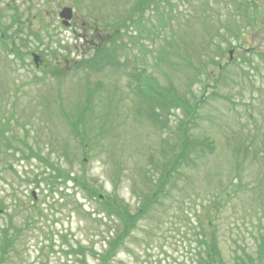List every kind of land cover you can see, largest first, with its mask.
I'll return each mask as SVG.
<instances>
[{"label":"rangeland","instance_id":"obj_1","mask_svg":"<svg viewBox=\"0 0 264 264\" xmlns=\"http://www.w3.org/2000/svg\"><path fill=\"white\" fill-rule=\"evenodd\" d=\"M168 1L151 0L146 6L142 0H0V58L6 60H0V120L3 126L2 120L9 119L6 137L10 142L7 146L0 140V254L4 228H9L14 240L3 264H79L81 260L66 253L70 244L87 249L85 264H98L89 250L99 257L113 230L101 224L93 213L98 203L74 185L73 175L85 169L93 185L115 193L108 171L114 162L124 160L127 168L129 163L128 153L106 143L110 134L119 142L139 141L140 149L128 159L132 165L133 161L140 166L145 163L150 146L151 155H161L160 133L150 128H154L151 121L143 124L146 114L141 119L136 115L134 76L141 74L172 96L186 99L188 105L198 103L189 133L197 139L209 138L216 148L208 162L200 164L201 175L207 165L211 176L201 182L199 174L192 181L184 180L183 174L181 180L173 179L167 187L170 196L157 206L149 222H141L114 264H198L196 235L200 226L209 231L208 218L217 229L225 264H246L248 255L260 264L258 253L264 251V55L261 59L257 53L264 51V13L256 30L242 28L239 31L245 34L239 37L235 34L241 24L238 0ZM206 1L214 9L211 20L205 9L202 15L195 11ZM138 4L144 5L143 17L134 10ZM64 7L73 8L70 28L58 16ZM260 7L264 8V0ZM3 43H9L14 55L6 56ZM98 45L105 50L125 45L127 49H118L117 57L106 56V70L101 74L88 75L75 68V61L94 63ZM233 47L236 63L219 75L213 62L225 64L229 56L221 59V54ZM22 49L41 55L44 68L36 69L28 52L24 54L28 58L17 59ZM248 58L252 62L244 63ZM120 60L126 66L114 67ZM56 66L59 73L50 70ZM100 83L97 98L104 102L92 106L96 112H112L105 123L109 131L106 140L96 142L86 156L80 139L70 131L74 117L66 114L86 105V90L80 95L84 84L94 89ZM166 100L173 103L171 98ZM158 108L164 116L165 106ZM188 120L183 108H172L169 126L161 132L165 148L168 143L177 146ZM144 127L148 130L141 133ZM40 153L46 162L38 159ZM54 165L71 169L72 181H65L63 175L58 182L66 184H55L50 190L43 174ZM128 171L117 194L136 211L138 195L146 185L137 177L133 186ZM53 175L49 173L48 180ZM222 192H228L229 198L221 197ZM215 200L220 206L208 214Z\"/></svg>","mask_w":264,"mask_h":264},{"label":"trees","instance_id":"obj_2","mask_svg":"<svg viewBox=\"0 0 264 264\" xmlns=\"http://www.w3.org/2000/svg\"><path fill=\"white\" fill-rule=\"evenodd\" d=\"M166 1L169 2L168 0ZM238 11V17L244 19L248 18L253 24H255L258 22L263 9L259 8L255 0H245L242 1ZM98 59V61H100L99 57ZM100 88V86H97L94 89H87L88 96L91 98L92 96L96 95V91ZM137 91H139L138 96L142 98V100H144L145 102H150V110L148 111L147 116L148 120L151 121L154 125V128L153 126H150V128L157 130V132L160 133L161 140L164 141L162 142V153L158 158H156L154 154H150V150L152 147L150 146L149 155L145 159V163L142 166H140L139 161H133V165L129 161L132 160L131 158L134 155H136V151L140 149V143L136 138L134 140H131V142H119V139L118 141H115L118 137L111 139L113 138L111 134L107 140L106 138H104V136L107 135L109 131V128L105 125V123L110 114L108 113L104 115L103 113H100V111L96 112V107L94 108L92 106V101H90L89 106L80 107L76 111V113H73L71 115L66 114L68 117H74L73 120L70 119L71 134H74L80 139L79 143L86 156H89L87 153L93 150L94 144H96V142L101 143L100 141L105 140L106 143L109 144V147L119 149V151L123 154L128 153L126 155V160L129 163L128 168L125 166L124 160H122L114 162L112 168L108 171L110 172L112 178H114L111 181L113 186L115 187V193L113 194H108L102 188H97L95 185H93L89 181L88 176H86L85 169L81 170V174L73 175V178L75 179V181H73L74 185L83 191L85 197H89L98 203L99 208H97V210H95L93 213H95L99 217L98 219L103 222L101 224H103L107 229L113 230V234L109 235V238L106 241V247L99 257L96 251H94L93 249L89 250L92 256L98 260V264H114L115 258L118 256L121 248L125 245L127 239H129L133 235L141 222H149L150 216L155 213L157 206H163V203H165L168 195L170 196V191L167 189V187L171 185L173 179L181 180L182 176L180 175L183 174L184 180L191 179L192 181L194 180V178H196V174H199V181L201 182L205 181V176H209L210 172H212L211 169H208L209 166L207 165L205 167L206 169H202L204 172L202 175L199 171L201 168L200 164L202 163V165H204L205 162H208L209 158L213 156L216 148V143L207 137H201V139H197L194 135L189 133L190 125L195 122L197 117V108L195 106L192 107L191 105H188L186 99L184 98L182 99L181 97L177 98L172 96L171 93H168V91H164L163 89L159 88L153 82L150 83L149 94L147 93V91L149 90L147 88L144 89V87H139ZM167 97L171 98L173 103H168L166 100ZM158 106H165L166 111L164 116L161 115V112H158ZM177 106H180L186 111V114L189 116V120L185 123L186 127H184L179 134V147H177L178 144L177 146L174 145L172 147L171 145H169V143L166 145V148L169 147L170 149L169 152L165 148V140L161 132L164 130V128L169 126V124L167 123V117L171 113L172 108H177ZM140 115H142V113ZM162 118H164L166 121H163ZM98 119H100V121L103 120L104 124L97 123ZM8 129V123L0 126V140H5L7 146H10V142L6 137ZM146 130H148V128L146 129L144 127L143 132L141 133H144V131ZM141 133L139 134L141 135ZM136 136L139 135L136 134ZM106 149L104 150V152H106ZM37 155L40 156L41 153ZM87 158L86 159L89 160V157ZM38 159L43 162L47 161L41 156L38 157ZM82 164L83 167H85V161H83ZM122 165L125 166L127 170L123 168ZM53 168L54 169H52L50 173H54V175L50 177V180H48L49 177L48 179L46 178V180L50 183V190L53 189V186L55 184H66L60 181L58 182L59 178L63 175H65L66 177L64 178L65 181H72L71 169L69 171H64L59 165H54ZM127 171L132 174L130 179L133 180V186L136 183L135 179H137V177H140L146 185V189L141 193V195H138L141 200L136 211H133L132 206H129L130 203L126 202L123 197L117 194V192L122 190L120 186L121 177L123 176V174H126ZM155 176L156 180L154 181L153 178ZM118 179L119 182L116 181ZM221 194V197H226V199L229 198L228 192H222ZM101 195L103 197H101ZM213 203V206H208V214L213 213L212 210L218 207V205L220 206V202L217 200H215ZM86 213L90 214L92 212ZM104 219H106L107 221L104 222ZM196 219L197 222L200 221L199 213L196 214ZM208 219L210 222V218ZM209 222L208 225L210 226L205 225L207 228H209V231H207L202 226H200L201 229L198 227V229L200 230L197 232L198 234L196 235L195 240V245L197 247L198 264H225L223 257H221L222 253L219 247L220 245L217 229L213 225L212 227ZM201 223V221L200 223L198 222L199 225H201ZM1 236L2 259L0 260V263H2L4 256L9 252L10 248L14 244V240L9 235V228H4ZM68 249L69 251L66 252L67 254L70 253L73 256H76L77 259L81 260L79 264H85L82 260L85 257L87 249H85L84 247H80V245L76 248L71 244L68 245ZM245 254L248 255L247 252H245ZM258 256V262L260 264H263L264 251L260 250ZM244 260L245 259H243V262ZM247 261L248 264H254L255 262L254 258L249 255L246 256V260L244 263L247 264Z\"/></svg>","mask_w":264,"mask_h":264},{"label":"water","instance_id":"obj_3","mask_svg":"<svg viewBox=\"0 0 264 264\" xmlns=\"http://www.w3.org/2000/svg\"><path fill=\"white\" fill-rule=\"evenodd\" d=\"M61 16L65 19H71V10L64 11Z\"/></svg>","mask_w":264,"mask_h":264}]
</instances>
